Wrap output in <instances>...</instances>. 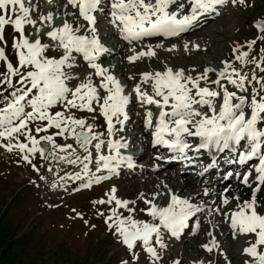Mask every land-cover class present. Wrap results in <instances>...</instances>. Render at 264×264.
<instances>
[{
    "label": "snow or ice",
    "instance_id": "obj_1",
    "mask_svg": "<svg viewBox=\"0 0 264 264\" xmlns=\"http://www.w3.org/2000/svg\"><path fill=\"white\" fill-rule=\"evenodd\" d=\"M239 2L244 3V0ZM223 3L224 0H67L66 7L71 6L75 10L67 15L75 17V24L64 20L57 25L52 13H48L39 16L41 23L36 26L37 20L31 15L36 8L32 0H0V42L7 43L4 36L6 26H12L14 32L19 34L13 36L11 45L15 65L5 48L0 47V62L5 68L0 73V85L12 89L9 95L0 92L3 100V106L0 107V138L9 141L4 146L9 151L17 149L25 153L22 156L25 161L29 160L30 153L45 154L44 148L40 147L41 141L50 143L53 149L58 148L61 152L72 149L71 144L57 145L53 135H43L37 139L28 127L30 122H40L36 124V133L55 128L58 130L56 136L67 134L74 137L84 155L76 154L74 149L68 153V164L81 165L80 171L71 178L82 181V188H89L93 183L107 179L104 175H97L102 170L111 175L122 166H133L132 158L120 151L128 147L127 141L123 137H112L123 130L128 119L126 108L134 93L142 107L155 106V114L150 107H145L144 127L151 131L154 146L166 147L174 153L172 159L188 160L190 151L199 154L201 150L210 153L229 150L237 153L240 164L257 158L254 179L264 182V78L257 80L259 90L253 87L248 93L245 85L252 81L230 63H225L219 71L205 68L203 73L195 77L185 75L182 69L174 71L166 68L163 72L142 73L132 93L125 94L121 82L99 62L102 55L109 51L101 42L96 28L97 13L103 12L105 8L109 23L121 39L134 44L152 37L179 36L202 15L214 12L216 6ZM173 7L175 10H171ZM29 25L34 26L35 39L25 35V27ZM255 26L264 32V21ZM42 35L49 38L48 43L43 42ZM255 43L256 40L249 41L248 47L251 48ZM51 49L59 52L58 57L48 55ZM130 51L133 54L127 57L129 62L155 55L151 45L147 46V51L141 49L137 52L135 47ZM261 52L264 53V49ZM247 55V52H240L236 59L246 63L244 58ZM78 56L82 57L91 71L77 73ZM212 72L216 73V79H210L209 73ZM73 81L78 82L72 85ZM201 81L204 82L203 86ZM224 81L235 90H229ZM56 106H62V110L53 112ZM73 110L93 113V120L98 111L106 124L108 138L104 139L105 133L95 130L94 123L75 116ZM21 136L27 142H22ZM190 138L197 142H190ZM13 140L16 142L12 143ZM105 147L108 154L103 152ZM60 159L66 158L61 156ZM90 164H94L95 171L90 169ZM251 175H244L245 184L249 183ZM258 191L264 192V187ZM204 194H208L207 189ZM161 195L170 196L166 206L154 202ZM140 199L148 205L141 211H145L153 222L135 219L134 209L129 207L135 201L118 199L115 188L111 190L107 201H95L99 204L115 201L116 208L127 209V216L118 213L116 208L111 209L106 223L109 228L115 229L114 234L132 252L134 260L138 259L135 253L138 243L151 257L158 259L153 241L164 246L161 230H167L175 236L189 217L202 210L189 198H181L170 191L154 193L150 200L141 194ZM228 202L227 199L223 200L224 204ZM261 208H264V200L253 191L249 199L239 202L235 210L225 214L226 218H230L234 236L255 235V241L244 248V253L252 258L251 264H264V251L258 250L264 246V214L260 213ZM212 244L215 245L214 239ZM204 247L211 251L208 245ZM173 264H179V261Z\"/></svg>",
    "mask_w": 264,
    "mask_h": 264
},
{
    "label": "rangeland",
    "instance_id": "obj_2",
    "mask_svg": "<svg viewBox=\"0 0 264 264\" xmlns=\"http://www.w3.org/2000/svg\"><path fill=\"white\" fill-rule=\"evenodd\" d=\"M56 2L60 4L63 0ZM224 3L223 9L226 11V15L206 24L201 29L203 31L218 30L225 36L217 35V33L212 36L201 34L189 40L188 35H185L180 37V39L186 40L185 44L178 43L180 39L163 43L148 39L146 40L148 44L150 42L160 43L158 52L163 56L160 60L149 58L143 60L145 63L143 61L136 62L139 65L128 63L124 71L127 70L134 74L133 77L137 79V75L146 71L155 73L172 68L174 71L182 69L185 75L195 77L203 73L205 68L219 71L225 63H230L233 68L252 81L245 85L248 93H251L253 87L259 90L257 80L264 78V71L261 70L264 69V53L261 52V49H264V39H262L264 32L255 25L264 21V0H244V3H240L239 0L236 2L224 0ZM62 10L59 13L55 6L52 12H49L54 16L57 25L67 20L65 15L62 16L64 13ZM41 15H32L33 19L37 20L36 26L41 23L39 21ZM33 33L34 26L25 27V35L35 39ZM14 35L18 36L19 34L14 32L12 26H6L4 36L7 43L0 42V47L5 48L6 54L15 65L16 59L11 47ZM41 38L43 42H49L48 37L42 35ZM251 40H256V43L249 48L248 42ZM167 46H170L169 50L165 51L164 48ZM174 46L179 47L174 48ZM240 52L248 53L244 58L246 63H241L236 59ZM48 55L58 57L59 53L56 49H51ZM114 58L117 59V57ZM119 70L120 68L112 73H119ZM4 71L3 63L0 62V73ZM253 75L256 77L255 80H253ZM142 87L148 88L146 85H142ZM5 89H7L6 85H0V92H4V95H9L12 91V89H7V91ZM2 106L3 100L0 97V107ZM60 110H62V106L52 109L53 112ZM73 114L78 118H84L88 123H94L95 130L105 133L103 138H108L106 124L98 111L95 114V120L92 119L93 113L87 111L73 110ZM39 123L30 122L28 125L37 139L43 135H53L57 145L62 144L63 141H69L72 149L58 154V148L53 149L50 143L43 141L49 145L46 154L42 156L39 152L30 153L28 154L29 160L25 161L22 159L25 153H20L17 149L9 151L4 146L9 141L0 138V264H125V262L126 264H173L174 261H179V264H245L248 261L251 264L252 258L244 253V248L255 241V235L239 234L234 237L233 231L230 230V219L227 218L221 223L219 216L214 214V210H210L211 214L209 215L201 210L200 214H205L206 219L198 232L192 234L193 237L180 240L181 242L176 245L165 239L168 234L164 233L162 229L164 246L161 247L153 241V246L159 254L158 259L151 257L138 243L135 248L138 259L134 260L132 252L114 234L115 229L109 228L106 223V218L111 215L110 210L116 208L115 201L104 204L95 203V201H107L111 190L115 188V195L118 199L135 201L134 204H129V207L134 209L135 219L153 222L145 211H141L148 205L140 199L141 194L146 196L147 190L142 187L139 180L142 175L147 177L149 174H138L136 177L123 176V178L114 181L108 178L107 181L102 179L99 183H93L89 188H82V181L71 178L80 171L81 165L68 164L67 158H69L68 153L73 149L76 154L81 156L84 155L83 150L79 148L74 137L67 134L56 136L55 133L58 130L55 128H50L47 132L36 133L35 127ZM20 140L27 142L22 136ZM11 142L15 143L16 141ZM106 149L105 147L104 154ZM93 155L95 156L94 150ZM61 156L66 159L61 160ZM49 158L51 160L47 162ZM89 167L92 171L95 168L94 164H90ZM104 174L109 173L105 172ZM111 175L114 176V174ZM133 180L139 181V184L132 185ZM76 181L77 183H75ZM184 196L186 197V194ZM261 196L259 195L260 199L264 200V197L261 198ZM145 198L147 199V197ZM224 199L229 201L228 204L223 203L226 205L224 208L227 209H230L231 199L233 202L235 200L236 204L239 203L238 199L230 198L228 194ZM240 199L243 201L247 198ZM220 202L217 206H220ZM116 211L124 216L128 215L125 208H116ZM78 213L79 215H77ZM225 227H229V233ZM210 233L214 236L208 235ZM226 233L227 236H223ZM213 239L215 240L214 246ZM94 245H97L99 249H104L96 257L92 252ZM204 245H208L211 251ZM258 250L264 251V246H260Z\"/></svg>",
    "mask_w": 264,
    "mask_h": 264
},
{
    "label": "bare ground",
    "instance_id": "obj_3",
    "mask_svg": "<svg viewBox=\"0 0 264 264\" xmlns=\"http://www.w3.org/2000/svg\"><path fill=\"white\" fill-rule=\"evenodd\" d=\"M46 3H48L46 0H32V4H34V5H36V8H35V10L34 11H32V13H31V15H45V13H49L50 11H51V9L52 8H54V5L52 6V7H50L48 4H46ZM66 4H67V0H66ZM63 9V10H62ZM64 11V13H63V15L62 16H64L65 15V17L67 18V20H68V22L69 23H73V24H75V17H73V16H71V15H67V13H70V12H74L75 10L74 9H72L71 8V6H64L63 7V5H61L59 8H58V12L59 13H61L60 11ZM172 10H175V8L174 9H172ZM52 12V11H51ZM44 13V14H43ZM210 16V15H209ZM220 19V18H219ZM81 23H83V21L81 20L80 21ZM97 22H98V16H97ZM62 23V22H61ZM208 24H210L209 23V19H207V25ZM206 25V24H205ZM205 25H203V26H205ZM203 26H199V27H196V28H198L195 32H193V33H190V34H187L188 36V39L190 40V38H193L194 36H198V35H201V34H205L206 36H208V35H210V36H212V34H216L217 33V35H219V34H221V35H223V36H225L224 34H223V32H221V31H218V30H207V31H203L201 28L203 27ZM196 28H193V30L194 29H196ZM225 29V28H224ZM200 31V32H199ZM207 32H209V33H207ZM225 32H227V31H225ZM180 37H182V35L180 36H177L175 39H172V40H167V41H174V40H176V39H180ZM186 37V38H187ZM100 39H102L101 37H100ZM147 41H143V42H136V43H134L132 46H130V47H127L126 48V51H127V53H128V56H130V55H132L133 53L130 51V49L131 48H133V47H135V50L138 52V51H140L141 49H144L145 51H147V46H149V45H151L152 46V48H153V51L155 52V55L154 56H151V57H149V56H144V57H141V58H139V60H144L145 61V59H149V58H153V60L155 59V60H160V58L163 56L160 52H158V47H156V45H160V43H157V42H154V43H146ZM185 42H186V40H182V39H180L179 41H178V43H183V44H185ZM203 42V41H202ZM192 43V42H191ZM167 45V44H166ZM177 45V44H176ZM160 47V46H159ZM168 47H170V46H167V48H164V50L166 51H168L169 49H168ZM177 47H179V46H174V48H177ZM116 50H118V52L116 53V55H118L119 56V54H121V51L124 49L123 47H120V46H117L116 48H115ZM172 49H173V47H172ZM193 49V48H192ZM111 50H113V49H111ZM115 50V51H116ZM163 50V51H164ZM115 51H112V52H108L107 54H109V56H107V57H109V58H106L105 60H110V59H115L114 57H117V56H115V55H111L110 56V54H112L113 52H115ZM59 53V52H58ZM163 53V52H162ZM128 56H120L118 59H116V60H114V62H112L111 64H109L108 65V67L107 68H109V70H110V72H111V74H112V72L114 71V70H118V68H120V70L122 71V72H126V73H122V74H124L125 75V77H126V79L127 80H133V86L132 85H130V86H127V85H123L124 86V88H125V92H127V93H132V89H133V87H134V85L136 84V83H139L140 82V77H141V74L142 73H140L139 75H137V79H139V80H136V77H133V76H135L134 74H132V73H129L127 70L126 71H124V68L126 67V65L128 64V63H130V64H134V63H136L137 62V60L136 61H134V62H129L128 61V59H127V57ZM77 59H78V61H79V63H78V65H77V73L78 74H85L87 71H91L90 69H87V65L85 64V62L82 60V57H77ZM142 61H140V62H142ZM143 61V62H144ZM152 61V60H151ZM137 63H139V62H137ZM136 63V64H137ZM145 63V62H144ZM135 64V65H136ZM122 65H124V66H122ZM137 65H139V64H137ZM123 67V68H122ZM136 67V66H135ZM147 72V71H146ZM127 73H129V74H127ZM149 73H151L150 71H149ZM129 77H133L132 79H130ZM209 77H210V79H216V73L215 72H212V73H209ZM96 80H97V78H96ZM139 81V82H138ZM78 81H73L72 82V85H73V83H77ZM224 83L226 84V86L229 88V90H235L234 88H233V86H231V85H227V83H226V81H224ZM203 84H204V82L203 81H201V85L203 86ZM211 87H217V86H215V85H211ZM130 98H134V100L135 101H137L136 99H135V94L134 93H132V95H131V97ZM141 106V105H140ZM145 107H149V106H145ZM144 110V109H143ZM140 111H142V110H138L137 112H140ZM137 115V118L138 119H136L135 120V122H136V125H139L141 128H142V134H145V132H147V130L142 126V124H143V121H144V119H143V117H142V114H139V113H137L136 114ZM103 131V130H102ZM105 131V130H104ZM124 132H128V129H124L123 128V130L122 131H120V132H118L114 137H112L113 139H120L121 137H123V139L125 140V141H127V144L128 145H130L132 142V140H131V138H127L126 137V135H125V133ZM122 134H124V136H122ZM105 139V138H104ZM191 139V138H190ZM193 141V140H192ZM141 142L142 143H145V140H141ZM194 142H197V141H194ZM62 144H59V145H62V146H64V145H67V144H70V142L69 141H63V142H61ZM67 150V149H66ZM123 150L124 149H121V153L123 154ZM56 151V150H55ZM108 149L105 151V154H108ZM57 152H58V154L59 153H61V151L58 149L57 150ZM49 160H51V158H49L48 160H47V162L49 161ZM155 164H158V167L157 168H154L153 170H149L150 171V174L147 176V177H144L143 175H142V178H141V180H139L140 181V183H141V185H142V187L144 188V189H146L147 190V194H146V196L145 197H147V199H152V197H153V194L154 193H168L169 191L172 193V194H175V195H177V196H180L181 198H189L190 199V201L192 202V203H194V204H196V205H199V206H201V209L204 211V212H207L209 209H211V208H214L215 209V213H216V215H217V217L219 216V220L221 221V223H223V221L225 220V219H227L226 218V216H225V214H230L233 210H235L236 209V207H237V204H236V202H235V200H234V202L232 201V199H231V204H232V202L234 203L233 204V206L230 204V209H227V208H224V206L222 205L221 206V202H222V199H224V197L228 194V195H230V198L231 197H235L236 195H234V194H237V192H239L240 193V198H247V199H249L250 198V193H249V191H248V189H246V188H241V187H239V189H237L236 190V192H234V193H231V192H226V193H223V195L222 196H220L219 198H217V196H216V194L215 193H213V194H207V195H205L204 194V192H203V190L201 189V187H194L195 185L192 183V182H190V180L188 179V177H187V175H182L181 177H175L174 175L175 174H171L170 173V171L169 170H167L166 168H167V166H165L162 162H155ZM132 168V167H131ZM146 167L144 166V168H142L141 170H140V172H142L144 169H145ZM121 170H123V166L120 168ZM134 170H135V168H133ZM161 169H163L162 171H160ZM146 170V169H145ZM104 171V170H103ZM102 171V172H103ZM97 174H99V173H97ZM123 176H132L131 174H125V175H123ZM123 178V177H122ZM139 181H137V180H133V182H132V185L133 184H137ZM139 184V183H138ZM218 184H213L211 187H209V190H211V191H213L212 189H214V187H216ZM191 188H194V190L193 189H191ZM145 190V191H146ZM193 190V191H192ZM186 194V197L184 196ZM202 194V196L199 198V199H197V197L198 196H200ZM238 195V194H237ZM259 195H260V192H259ZM220 198H221V202H220ZM236 199H238L239 200V202H242V199H240V198H237V197H235ZM149 199V200H150ZM169 200H170V196H168V195H161V196H157L156 197V200L154 201V202H156L157 204H159L160 206H166L167 205V203L169 202ZM220 202V206H217V204ZM223 203V202H222ZM219 210V211H218ZM259 211H260V213L261 214H264V208H261V209H259ZM206 214V213H205ZM205 214H204V216H205ZM142 217H146V216H143V215H141ZM193 216H203L202 214H200V212H197V213H195ZM209 217V216H208ZM228 219H230V218H228ZM151 221H152V218H151ZM225 226H227V224L225 223ZM230 230H232L231 229V227H230ZM163 232L164 233H166V234H170L172 237H176V235L175 236H173L170 232H168L167 230H164L163 229ZM181 235H183V236H186V234H185V232H181ZM168 238V237H167ZM185 238H187V237H185ZM210 246V245H209ZM179 252H181V251H179Z\"/></svg>",
    "mask_w": 264,
    "mask_h": 264
},
{
    "label": "water",
    "instance_id": "obj_4",
    "mask_svg": "<svg viewBox=\"0 0 264 264\" xmlns=\"http://www.w3.org/2000/svg\"><path fill=\"white\" fill-rule=\"evenodd\" d=\"M40 146H41L42 148H44L45 153H46V151H47V149H48V145H47L46 143H41Z\"/></svg>",
    "mask_w": 264,
    "mask_h": 264
}]
</instances>
